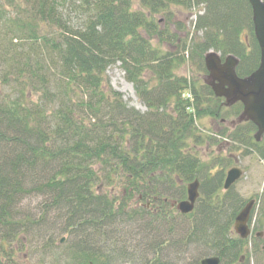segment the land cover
I'll list each match as a JSON object with an SVG mask.
<instances>
[{
    "label": "trees",
    "instance_id": "trees-1",
    "mask_svg": "<svg viewBox=\"0 0 264 264\" xmlns=\"http://www.w3.org/2000/svg\"><path fill=\"white\" fill-rule=\"evenodd\" d=\"M5 1L13 11L0 14L7 66L0 79L6 88L0 92V264H14L7 248L31 234L55 247L46 235L51 214L59 227L53 234L68 235L69 264H182L177 257L193 248L221 264H239L249 241L232 229L243 202L233 191L211 200L225 174L210 172L222 165L218 158L202 164L191 146L209 139L198 120L222 122L230 111L209 87L201 94L176 72L197 59L206 71L210 50L237 57L241 79L255 72L261 52L249 1L71 0L83 19L75 28L63 19L60 1ZM194 3L204 6L196 30H205V38L184 42L178 53L163 52L177 40L161 31L155 16ZM246 30L249 43L241 37ZM24 40L29 50L20 49ZM118 63L146 113L105 87L107 68ZM230 109L238 117L243 112L240 103ZM256 131L251 122L237 126L229 135L233 150L264 157ZM199 179L205 200L182 216L171 202L186 197L183 184ZM34 197L45 200L39 221L19 209Z\"/></svg>",
    "mask_w": 264,
    "mask_h": 264
},
{
    "label": "rangeland",
    "instance_id": "rangeland-1",
    "mask_svg": "<svg viewBox=\"0 0 264 264\" xmlns=\"http://www.w3.org/2000/svg\"><path fill=\"white\" fill-rule=\"evenodd\" d=\"M63 5L61 8L62 14H64V20L69 23L71 27H80L82 25V18L76 12H73L71 9V0H57ZM74 2V1H73ZM12 9L9 4L5 0H0V14H12ZM205 10L203 5L193 4L190 8H183L175 5H172L168 11H165L159 15L155 16V20L159 28L164 33H168V35L176 36L177 45L173 44V42L166 46H162V51H171L172 53H178L177 46L183 47L184 42L190 43L194 40L202 41L204 37V31L196 30V20L199 16L204 15ZM249 30L244 31L241 34L242 40L249 43ZM173 37V36H172ZM28 41H22L20 44V49L24 48L25 50H29ZM152 44L154 47H159V42L155 39L152 40ZM189 45V44H188ZM4 47V45H1ZM2 50V51H1ZM5 52L0 48V79L3 77L6 72L7 66H5L4 61H2V56ZM222 55V53H220ZM186 57L188 55L186 54ZM223 58L226 56H222ZM179 77H187L191 82L195 83L198 91L202 94L204 88V78L207 74L204 71L202 63L199 59L197 60H188V62L182 63V66L176 72ZM105 79L108 84L105 86L111 88V90L118 92L122 95V100L124 103L132 109L139 111L141 113L147 112L146 105L139 99L134 86L129 83L126 79V74L124 70L121 68V64L118 63L109 68H107ZM207 83H210L209 79H205ZM126 84L128 87H126ZM6 88L1 87L0 82V92L5 91ZM187 96V94L185 95ZM183 96V97H185ZM188 99H192V97L187 96ZM230 112H224L226 120L224 119L222 122H215L213 119L205 118L198 120L197 127L202 134L206 138V143L204 145H196L192 140L191 146L195 149V152H198L199 157L201 158L202 164L211 165L213 163L214 158H218L222 166L216 165L215 168L212 167L210 173L211 176H215L218 172L223 171L226 177V173L231 170L233 167H240L245 173L243 178L235 185L233 192L238 194V198H241V201L246 204L251 200L256 201V207L254 209V222L258 223L257 226L260 228L256 229L257 232L263 233L262 238L250 239L251 243L246 247L247 250L244 251V255H249V259L246 264H264L262 259H264V161L263 165L259 160V156L257 154L244 155V148L240 147V149H235V145L231 141L229 135L232 131L238 126L239 120L238 116H234L231 113V109L228 108ZM244 122V120H242ZM226 131L227 134L221 136V132ZM210 138H215V140H210ZM235 159H237L238 163H236ZM216 160V161H218ZM201 181V189L204 183V180L199 179ZM189 183L183 184L186 187ZM103 188V187H102ZM223 188V187H222ZM220 188V194L215 196L212 201H216L220 198H224V190ZM101 189V188H100ZM105 192L110 193L111 189L104 187ZM200 189V191H202ZM118 193V192H115ZM203 193V191H202ZM118 195H120L118 193ZM43 199L40 198H28L23 205L19 208L24 215H29L33 217L32 219L40 220L43 209H41L44 205ZM54 215L46 217V221L49 222L50 228L49 232L46 234L55 243V247L52 249H48L45 247L47 244V239H38L36 235H28L22 237L21 240H15L11 246L7 248L10 251V258L13 260L14 264H69V256L68 245L66 241L64 244H59V241L62 238H66L69 240L68 235H57L59 227L56 224H53ZM181 222V220L177 221ZM256 235V234H255ZM201 250L202 254H198ZM203 248H193L188 253H185V256H178L177 258L181 261L182 264H191L198 258L202 261L205 258L212 257L211 252H202ZM6 251V252H8ZM205 257V258H203ZM262 262V263H261ZM9 264H12L9 261ZM118 264H132L129 262H118Z\"/></svg>",
    "mask_w": 264,
    "mask_h": 264
},
{
    "label": "water",
    "instance_id": "water-1",
    "mask_svg": "<svg viewBox=\"0 0 264 264\" xmlns=\"http://www.w3.org/2000/svg\"><path fill=\"white\" fill-rule=\"evenodd\" d=\"M253 10V23L255 29L256 41L261 49V65L259 69L250 77L240 79L236 74L238 61L229 56L223 64L217 54L210 53L205 58L206 67L210 73L208 83L214 95L226 99L227 107L241 102L244 106V112L241 121H251L258 128L256 139L260 140L264 134V1L249 0ZM242 171L234 168L229 171L225 186L223 189L229 190L242 177ZM198 181L189 185L188 200L178 205V212L183 215L191 213L199 198ZM253 209V202L239 214L235 222V232L245 240L250 236L249 221ZM64 239L61 243H64ZM201 264H220L219 258H208L200 262Z\"/></svg>",
    "mask_w": 264,
    "mask_h": 264
},
{
    "label": "bare ground",
    "instance_id": "bare-ground-1",
    "mask_svg": "<svg viewBox=\"0 0 264 264\" xmlns=\"http://www.w3.org/2000/svg\"><path fill=\"white\" fill-rule=\"evenodd\" d=\"M126 87H128V85L126 84Z\"/></svg>",
    "mask_w": 264,
    "mask_h": 264
},
{
    "label": "flooded vegetation",
    "instance_id": "flooded-vegetation-1",
    "mask_svg": "<svg viewBox=\"0 0 264 264\" xmlns=\"http://www.w3.org/2000/svg\"><path fill=\"white\" fill-rule=\"evenodd\" d=\"M264 249V248H263Z\"/></svg>",
    "mask_w": 264,
    "mask_h": 264
}]
</instances>
